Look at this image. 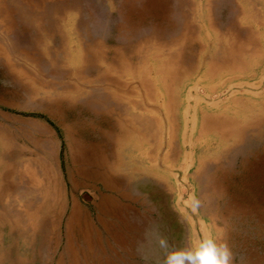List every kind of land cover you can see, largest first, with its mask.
Returning a JSON list of instances; mask_svg holds the SVG:
<instances>
[{"label": "rangeland", "instance_id": "374dc122", "mask_svg": "<svg viewBox=\"0 0 264 264\" xmlns=\"http://www.w3.org/2000/svg\"><path fill=\"white\" fill-rule=\"evenodd\" d=\"M158 1L0 0V264H264V0Z\"/></svg>", "mask_w": 264, "mask_h": 264}, {"label": "clouds", "instance_id": "9594fccd", "mask_svg": "<svg viewBox=\"0 0 264 264\" xmlns=\"http://www.w3.org/2000/svg\"><path fill=\"white\" fill-rule=\"evenodd\" d=\"M157 243L165 250L164 264H230L227 247L215 241L206 240L193 247L171 250L167 238L160 236Z\"/></svg>", "mask_w": 264, "mask_h": 264}, {"label": "crops", "instance_id": "0c3cea01", "mask_svg": "<svg viewBox=\"0 0 264 264\" xmlns=\"http://www.w3.org/2000/svg\"><path fill=\"white\" fill-rule=\"evenodd\" d=\"M51 142V141H50ZM53 147H54V149L56 150V145H53ZM54 159H56V156H55V158ZM52 170H54L55 171V176H54V178L50 175V201H52V204L50 203L49 205H48V207H47V210L48 211H51V213H50V217H52L53 218V220L55 219L54 217H55V210L53 209V208H58V207H56V205H55V202L56 201H58V202H62V204H64L65 203V200H67V203H68V205L70 204V195H69V193H66V195L64 194V193H62V195L59 197L58 196V193H56V186L57 185H62V182H61V180H60V178H59V176H58V173H57V170H56V166H55V163H54V166H53V168H52ZM108 184V183H107ZM100 185H105L103 182L100 184ZM51 186H54V190L51 188ZM100 187V186H99ZM121 187H119L118 186V184L117 185H114V187H111L110 189H111V191H113V192H115V191H117V193H118V195L120 196V189ZM58 189V188H57ZM106 189H108L109 190V188H107L106 187ZM52 195H54V196H52ZM99 195H100V200L102 199V197L103 196H107V194L102 190V192H100L99 193ZM121 198H125V199H127L128 197H121ZM77 200V199H76ZM60 205V204H59ZM51 209V210H50ZM54 210V211H53ZM37 213H36V215L37 216H40V212H39V208H37ZM59 211V215L60 216H62V218L64 217V213H62L61 212V210L59 209L58 210ZM58 214H57V216H59ZM51 222H52V220H51ZM54 223V222H53ZM52 223V224H53ZM98 231H100V233H102V231L99 229ZM83 254H86L85 252H81V255H83Z\"/></svg>", "mask_w": 264, "mask_h": 264}, {"label": "bare ground", "instance_id": "6f19581e", "mask_svg": "<svg viewBox=\"0 0 264 264\" xmlns=\"http://www.w3.org/2000/svg\"><path fill=\"white\" fill-rule=\"evenodd\" d=\"M62 1V0H61ZM109 1V0H108ZM112 1V0H111ZM138 1V0H137ZM160 1V0H159ZM158 1V2H159ZM173 1V0H172ZM193 1V0H192ZM196 1V0H195ZM194 1V2H195ZM233 1V0H232ZM149 2V1H148ZM199 2V1H198ZM116 3V2H115ZM142 3V2H141ZM157 3V2H156ZM197 3V2H196ZM117 4V3H116ZM121 4V3H120ZM143 4V3H142ZM236 4V3H235ZM247 4V3H246ZM59 5V4H58ZM115 5V4H114ZM211 5V4H210ZM142 6V5H141ZM156 6V5H155ZM169 6V5H168ZM162 7V6H161ZM199 7V6H198ZM140 8V7H139ZM146 8V7H145ZM116 9V8H115ZM117 9H119V8H117ZM142 9V8H141ZM147 9V8H146ZM188 9V8H187ZM25 11V10H24ZM139 11H140V9H139ZM194 12V11H193ZM240 12V11H239ZM118 13V12H117ZM119 13H121L120 11H119ZM118 13V14H119ZM212 13V12H211ZM62 14H63V12H62ZM156 14H158V13H156ZM64 15V14H63ZM114 15V14H113ZM173 15H175V14H173ZM195 15V14H194ZM118 17V16H117ZM119 18H121V15H120V17ZM178 19V18H177ZM232 21V20H231ZM235 21V20H234ZM187 22V21H186ZM190 22H192V21H190ZM117 23V22H116ZM122 23H123V21H122ZM140 23V22H139ZM166 23V22H165ZM135 24V23H134ZM177 24V23H176ZM188 24V23H187ZM191 24V23H190ZM85 25V24H84ZM99 25V24H98ZM169 25V24H168ZM171 25V24H170ZM82 26V25H81ZM116 26V25H115ZM177 26V25H176ZM149 28V27H148ZM21 29V28H20ZM192 29V28H191ZM190 29V30H191ZM206 29V28H205ZM118 30V29H117ZM145 30V29H144ZM182 30V29H181ZM97 31V30H96ZM151 31V30H150ZM160 31V30H159ZM18 32V31H17ZM33 32V31H32ZM35 32V31H34ZM135 32V31H134ZM146 31H144V33H145ZM154 32V31H153ZM232 32V31H231ZM240 32V31H239ZM130 33V32H129ZM129 33H127V34H129ZM136 33V32H135ZM198 33V32H197ZM142 34H143V32H142ZM166 34H169V33H166ZM201 34H202V32H201ZM234 34V33H233ZM130 35H132V33L130 34ZM143 35H145V34H143ZM137 36H138V34H137ZM136 36V37H137ZM155 36H156V34H155ZM211 36V35H210ZM233 36V35H232ZM87 37V36H86ZM127 37V36H126ZM132 37H133V35H132ZM149 37V36H148ZM176 37V36H175ZM221 37V36H220ZM121 38V37H120ZM171 38V37H170ZM244 38V37H243ZM96 39V38H95ZM128 39V38H127ZM203 39V38H202ZM94 40V39H93ZM92 40V41H93ZM124 40V38L122 39V41ZM240 40V39H239ZM106 41V40H105ZM160 41V40H159ZM166 41H168V40H166ZM124 42V41H123ZM127 42H129V41H127ZM129 44V43H128ZM127 45V44H126ZM130 45V44H129ZM113 47V46H112ZM130 48H132V47H130ZM196 50V49H195ZM201 52V51H200ZM204 52V51H203ZM128 53V52H127ZM113 54V53H112ZM124 54V53H123ZM189 56V55H188ZM132 57H134V56H132ZM136 57H138V56H136ZM192 57V56H191ZM32 58V57H31ZM131 58V57H130ZM222 58V57H221ZM220 58V59H221ZM127 59V58H126ZM133 59V58H132ZM142 59V58H141ZM219 59V60H220ZM134 60V59H133ZM225 60V59H224ZM191 61V60H190ZM189 61V62H190ZM222 61V60H221ZM139 65V64H138ZM186 66V65H185ZM88 69V68H87ZM84 71V70H83ZM82 71V72H83ZM81 72V73H82ZM92 72V71H91ZM94 73V72H93ZM95 75V74H94ZM87 76V75H86ZM92 76V75H91ZM103 76H105V75H103ZM107 78H108V76H107ZM103 79V78H102ZM106 79V78H105ZM115 79V78H114ZM112 80V79H111ZM89 81V80H88ZM108 81V80H107ZM144 85V84H143ZM109 88V87H108ZM88 92V91H87ZM91 92V91H90ZM106 92H108V91H106ZM110 92V91H109ZM87 94V93H86ZM107 95V94H106ZM108 98V97H107ZM94 99V98H93ZM99 99V98H98ZM111 99V98H110ZM113 99V98H112ZM116 99V98H115ZM188 99V98H187ZM103 100V99H102ZM105 100V99H104ZM98 101V100H97ZM107 101H109V100H107ZM105 102V101H104ZM199 103V102H198ZM116 104V103H115ZM98 105V104H97ZM111 105V104H110ZM128 105V104H127ZM113 106V105H112ZM187 106V105H186ZM93 107H95V106H93ZM107 109V108H106ZM121 109V108H120ZM219 109V108H218ZM187 110V109H186ZM196 112V111H195ZM145 113V112H144ZM183 113H184V111H183ZM186 113V112H185ZM184 116V115H183ZM184 138V137H183ZM184 142V141H183ZM170 146V145H169ZM140 158V157H139ZM120 168V167H119ZM31 204H33V203H31Z\"/></svg>", "mask_w": 264, "mask_h": 264}]
</instances>
